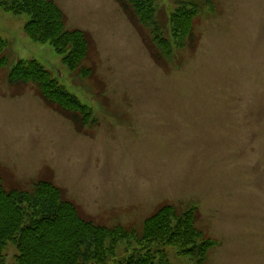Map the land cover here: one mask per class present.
Returning <instances> with one entry per match:
<instances>
[{
  "label": "rangeland",
  "instance_id": "374dc122",
  "mask_svg": "<svg viewBox=\"0 0 264 264\" xmlns=\"http://www.w3.org/2000/svg\"><path fill=\"white\" fill-rule=\"evenodd\" d=\"M56 2L68 28L90 35L92 72L70 70L27 35V14L0 8L5 187L48 179L86 217L138 231L162 205L196 206V227L215 242L207 264H264V0H157L169 56L116 0ZM190 2L199 6L194 35L177 47L170 18ZM21 59H36L90 106L89 120L50 107L33 83L11 85ZM166 250L172 264H196ZM6 252L11 262L15 246Z\"/></svg>",
  "mask_w": 264,
  "mask_h": 264
},
{
  "label": "trees",
  "instance_id": "16d2710c",
  "mask_svg": "<svg viewBox=\"0 0 264 264\" xmlns=\"http://www.w3.org/2000/svg\"><path fill=\"white\" fill-rule=\"evenodd\" d=\"M116 1L136 24L149 30L158 54L169 56L171 43L155 20L157 0ZM0 8L27 14V35L35 42L50 43L70 70L83 77L92 72L84 65L91 47L90 35L83 29L67 27L66 14L56 0H0ZM198 10L199 6L190 2L172 12L170 33L177 47L193 38ZM6 45L0 36V64L6 62ZM9 82L33 83L50 107L63 111L76 123L84 124L92 115V108L36 59L19 60L9 72ZM65 194L48 179L34 182L31 189L6 188L0 176V264H172L167 247L174 248L179 256L196 258V264H207V253L215 242L204 238L196 227V206L180 211L173 204L162 205L138 231L86 217ZM10 244L16 252L8 262L6 250ZM120 247L122 252H118Z\"/></svg>",
  "mask_w": 264,
  "mask_h": 264
}]
</instances>
